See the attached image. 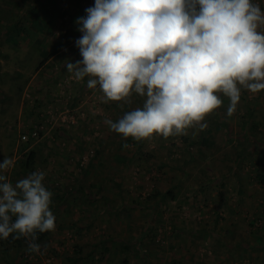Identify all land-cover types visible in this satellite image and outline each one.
I'll use <instances>...</instances> for the list:
<instances>
[{"label": "rangeland", "instance_id": "374dc122", "mask_svg": "<svg viewBox=\"0 0 264 264\" xmlns=\"http://www.w3.org/2000/svg\"><path fill=\"white\" fill-rule=\"evenodd\" d=\"M114 1L124 11L110 14L111 0H0L27 27L0 47V204L23 228L48 212L54 224L47 246L0 249V264H215L229 245L220 227L263 230L264 0ZM197 22L219 27L210 47L230 60L221 78L196 69L206 48L184 29ZM174 72L185 79L172 99ZM245 119L262 125L239 144L251 137ZM242 149L256 153L235 171Z\"/></svg>", "mask_w": 264, "mask_h": 264}, {"label": "trees", "instance_id": "16d2710c", "mask_svg": "<svg viewBox=\"0 0 264 264\" xmlns=\"http://www.w3.org/2000/svg\"><path fill=\"white\" fill-rule=\"evenodd\" d=\"M24 2L27 4L28 0H24ZM77 2H79V0H77ZM112 3H113V5L110 9V14H114V12L119 13V11H124V8L121 10L115 1L114 2L112 1ZM115 4H116V7L119 8L118 11L115 10V8H116ZM36 10L38 12H40V9L36 5V3H33V4L29 3L28 4V10H27L28 12L27 13L30 14V12H34ZM20 18L21 17L19 15H15L12 11H9L5 7L0 6V47L3 43V41L5 40L3 38V36H7L11 32L15 31V28L18 27L19 24L24 29V31L25 30L27 31V27H23L22 19H20ZM27 18L31 19V22H32V20L35 21V19H33L31 15L28 17V14H27ZM137 21H139V20H137ZM218 29H219V27L217 24H212V26L208 30H205L202 28V25L200 24V22H197L196 24H192V26L188 25L186 27V29H184V30L187 32L189 37H193V36L196 37V39H197L196 44L197 45H202V46H204V48H206L203 52H201L199 54L196 53V55H195V56H197L195 61H194L196 63V65H195L196 69H201L203 71L209 70L212 72H217V74H218L217 78H221L224 76V73L227 72V67H228L230 60L227 57L218 55V53H216V51H214L210 47L211 42H214V43L216 42L215 38H216V36L218 37V35H217ZM179 31L181 33V30H179ZM48 32H50V31H48ZM178 34H179V32L171 33L169 38H171V37L176 38V37H178ZM18 36L20 37L21 34L18 33ZM64 46H65L64 43L62 41H60V46L58 47V50L60 48L62 49ZM220 47L221 48L223 47V49L225 48L222 45H220ZM232 53L235 56L239 57V54L241 53V51H239L238 48H234ZM0 55H1V48H0ZM187 57H190V56H187ZM46 60L47 59L43 60L39 64L38 68H41V66L44 64V62ZM90 64H91V62H90ZM177 66L173 65L171 68H177ZM176 70L177 69H174V71H176ZM174 74L176 76L177 73L174 72ZM5 76H7V75H5ZM0 77H2V76L0 75ZM184 79L185 78H183L182 75L180 77H179V75L176 77H173L175 84L169 85L171 87V90H169V95H171L170 97L172 99L176 98V96L180 95V93H183L180 90V88H181L182 81H184ZM212 86H214V85L212 84ZM0 94H3L1 90H0ZM184 96H185V94H184ZM199 97L201 99H204L206 96L205 95L202 96L200 94ZM2 98L3 97H0V103L2 102ZM225 100H227V99L223 96V93H222L221 96L218 98V103H224ZM170 107H171V110L174 111L173 106L170 105ZM218 108H220V109L217 111V119L219 118L218 116H222L223 110L221 109V107L219 105L216 107L213 106V109H218ZM251 114H250V116H253ZM133 116H135V115H133ZM227 116H229V115H227ZM136 120H137V122H142V120H139V119H136ZM244 121H245L243 123L244 124L243 126H245L244 129H245L246 133H247V130L250 129V133H251L250 136L252 138L247 136V135L245 136V134L244 135L240 134L241 135V136L239 135L240 140L237 141L239 144H242V143L244 144L245 139H247V138H250L249 141L252 142L253 138L256 137L255 136L256 130L261 128L259 126L262 125L261 123H258V122L257 123L253 122V124H251V123H249V119H245ZM219 127L220 128L226 127V129H227L226 133L227 134L228 133L230 134L232 132L230 129V125L228 123H226V121L224 122L223 125H220ZM131 138H132V134L129 133V139H131ZM184 140L186 141L189 139H184ZM231 141H232V139H230V142ZM263 152H264V150H263ZM255 153L256 152H254V154ZM254 154L251 153L249 151V149H244V150L242 149L240 151V153H238V156L236 158V164L237 165L235 166L234 170L236 168H238V166L239 167L242 166L244 164V162L247 160V158L253 157L252 155H254ZM35 159H36L35 153L31 152V153L27 154L26 160L23 161V163L21 164L22 169L25 171H28L31 168H33V166L35 165ZM234 176L238 177L239 182H242V178L240 175H238V173L237 174L234 173ZM257 181L260 184H263L264 173H262V174L259 173V175H257ZM7 212H8V207L4 203H1L0 204V249H4L5 250L4 253H7L8 249H10V248L32 249V248H41L43 246L44 247L47 246V242L50 239V237L53 233V228H54V224L50 220L51 212H48V217H47L48 219L43 221V222L39 223V222L33 221L31 219L28 220L27 226L25 228H23L25 226V223L20 225L18 223L17 219L9 218L7 216ZM120 244H121L123 252H127L129 250V247L123 241H121ZM124 262H127V260Z\"/></svg>", "mask_w": 264, "mask_h": 264}, {"label": "crops", "instance_id": "0c3cea01", "mask_svg": "<svg viewBox=\"0 0 264 264\" xmlns=\"http://www.w3.org/2000/svg\"><path fill=\"white\" fill-rule=\"evenodd\" d=\"M111 1L114 2V0H111ZM76 2H77V0H76ZM101 2H109V0H101ZM126 9H128L127 13H129L130 16L132 15V17L134 19L138 18L137 20H139V17L141 15L139 13L137 14L134 8L127 6ZM85 12L88 13L89 11L85 10ZM104 17L105 18L103 19V21H105V19L107 18L106 15ZM93 46L97 47L96 50L99 48L97 45H95V42L93 43ZM100 55H102V54H100ZM95 56H96V54H93L90 56V61L93 63H96L98 61V59H96ZM104 60L105 61L107 60V55H105L104 58H103V56L101 57V62H104ZM65 78L66 79L70 78V80H74L75 77H40V80L45 86H47V83H49L51 81L57 82V83L59 82V84H60L62 81L66 80ZM35 90L40 91L38 89H35ZM69 90L71 91L72 89L69 88ZM47 92H48V90L45 92V94ZM220 225L221 224H219L218 226H220ZM238 225L240 226V223H238V224L228 223L226 225L227 229H225V231H224V227H223V229H221V227H220L219 233L223 234V238L221 237V238H216V239L219 241L228 240L229 245L227 247L228 250L225 251L224 253H222V254H225L224 258L220 259V261L216 259L217 261L215 264H225V263L226 264H232V262L234 261V259L236 257L234 254H237V256H238L237 258H240L241 260L243 259V261H241V262L242 263L244 262V264H264V225H262L263 230H261L260 233L257 235H255L254 233H251V230L249 231L247 228L248 226L245 225L246 231L250 233L248 235V237H245V236L242 237V235H236L235 230H236V228H238ZM179 232H182L181 234H183L184 231L179 230ZM245 234H247V233H245ZM245 234H243V235H245ZM207 236H209V235H207ZM201 237H203V234L198 231L197 236L194 237V239L200 240ZM222 246H220V247L222 248ZM234 250L236 252H234ZM249 254H250V256H249ZM246 255H248L247 258H246ZM154 261H156V260H154Z\"/></svg>", "mask_w": 264, "mask_h": 264}, {"label": "built area", "instance_id": "2783aa9c", "mask_svg": "<svg viewBox=\"0 0 264 264\" xmlns=\"http://www.w3.org/2000/svg\"><path fill=\"white\" fill-rule=\"evenodd\" d=\"M33 136H36V135L34 134ZM23 139H24V140H26V139H27V137H26V136H24V137H23Z\"/></svg>", "mask_w": 264, "mask_h": 264}]
</instances>
